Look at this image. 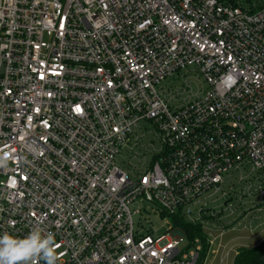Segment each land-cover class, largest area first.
Masks as SVG:
<instances>
[{
    "label": "built area",
    "instance_id": "obj_1",
    "mask_svg": "<svg viewBox=\"0 0 264 264\" xmlns=\"http://www.w3.org/2000/svg\"><path fill=\"white\" fill-rule=\"evenodd\" d=\"M142 123L158 151L119 165ZM245 198L264 210V7L0 0V234L53 233L57 264H196L171 219L214 259L235 222L209 205ZM140 210L166 233H136Z\"/></svg>",
    "mask_w": 264,
    "mask_h": 264
},
{
    "label": "rangeland",
    "instance_id": "obj_2",
    "mask_svg": "<svg viewBox=\"0 0 264 264\" xmlns=\"http://www.w3.org/2000/svg\"><path fill=\"white\" fill-rule=\"evenodd\" d=\"M171 81H173V79L163 82L160 86L168 87ZM179 84V81L174 83V85ZM203 86H205V84H203ZM140 128L141 129L135 131L128 146L122 148L120 156L117 158V163L119 165L122 166L126 158H130V161L135 163L136 161L133 159V156L136 155L140 157L142 154H145V161L148 162L153 153L158 151L159 143L152 125L150 123H142L140 124ZM135 135L137 136L136 145H134ZM129 149H131V151ZM236 179L237 177L233 176V181H231V183H235ZM255 205V201L252 198H245L243 204H239L237 201L233 200L226 205H222L221 202L217 203V205H209L210 208L221 206L223 210H226V213L223 214V223H235L230 226L233 230L230 229L228 235L222 240V244L226 246L225 250L218 251L214 259L209 252L205 264H234L235 253L231 251L232 249L237 251L238 248H252L261 242L264 233L262 227L264 210L260 212L254 211ZM137 208H142V205L131 206V210ZM248 211L249 214L246 221L247 228L243 229L242 213ZM133 223L136 233L141 234L161 235L166 233L169 228L166 219H162L156 214L147 213L143 210H140L139 214L133 216ZM253 236L256 238L253 239ZM186 245V241L181 242V249L185 248ZM227 254H229L228 257L226 256Z\"/></svg>",
    "mask_w": 264,
    "mask_h": 264
},
{
    "label": "clouds",
    "instance_id": "obj_3",
    "mask_svg": "<svg viewBox=\"0 0 264 264\" xmlns=\"http://www.w3.org/2000/svg\"><path fill=\"white\" fill-rule=\"evenodd\" d=\"M53 233L32 229L22 238L0 234V264H57Z\"/></svg>",
    "mask_w": 264,
    "mask_h": 264
},
{
    "label": "trees",
    "instance_id": "obj_4",
    "mask_svg": "<svg viewBox=\"0 0 264 264\" xmlns=\"http://www.w3.org/2000/svg\"><path fill=\"white\" fill-rule=\"evenodd\" d=\"M224 4L239 6L243 10L254 13L264 7V0H219ZM171 221L180 227L186 238L185 251H188L197 244L201 246V252L196 264H202L208 251L206 234L200 224H192L185 220L171 219ZM264 241L252 248H238L234 264H264Z\"/></svg>",
    "mask_w": 264,
    "mask_h": 264
},
{
    "label": "crops",
    "instance_id": "obj_5",
    "mask_svg": "<svg viewBox=\"0 0 264 264\" xmlns=\"http://www.w3.org/2000/svg\"><path fill=\"white\" fill-rule=\"evenodd\" d=\"M256 237H254L253 239H255Z\"/></svg>",
    "mask_w": 264,
    "mask_h": 264
}]
</instances>
